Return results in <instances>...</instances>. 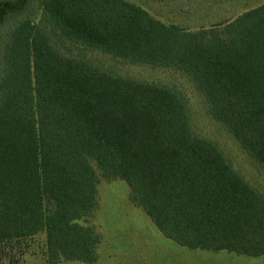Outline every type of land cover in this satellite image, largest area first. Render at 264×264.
I'll return each instance as SVG.
<instances>
[{
  "label": "trees",
  "instance_id": "trees-1",
  "mask_svg": "<svg viewBox=\"0 0 264 264\" xmlns=\"http://www.w3.org/2000/svg\"><path fill=\"white\" fill-rule=\"evenodd\" d=\"M21 1L0 0V21ZM86 50L186 76L264 169V4L221 33L129 0H40L0 36V251L43 233L49 264L96 263L98 186L121 179L178 245L264 258V193L195 130L185 94Z\"/></svg>",
  "mask_w": 264,
  "mask_h": 264
},
{
  "label": "rangeland",
  "instance_id": "rangeland-1",
  "mask_svg": "<svg viewBox=\"0 0 264 264\" xmlns=\"http://www.w3.org/2000/svg\"><path fill=\"white\" fill-rule=\"evenodd\" d=\"M164 23H176L189 30H217L237 20L264 0H129ZM40 0H22L17 13L0 21V36L31 12H38ZM18 7V8H19ZM85 54L96 64L116 73L141 80L164 83L181 90L189 102L195 130L217 142L233 165L264 193V169L239 146L234 137L208 112L202 95L183 74L168 68L134 64L99 51ZM131 188L121 179H102L98 186L99 205L89 223L102 235L99 260L94 264H264L263 257L228 251L188 248L166 238L149 215L130 198ZM1 264H49L46 236L9 242L0 251ZM60 264H83L71 261Z\"/></svg>",
  "mask_w": 264,
  "mask_h": 264
}]
</instances>
